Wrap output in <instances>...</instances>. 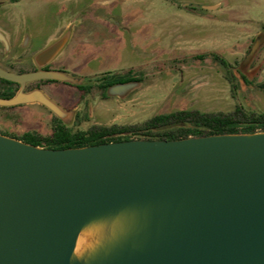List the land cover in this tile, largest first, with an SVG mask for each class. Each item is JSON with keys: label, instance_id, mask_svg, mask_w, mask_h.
Segmentation results:
<instances>
[{"label": "water", "instance_id": "water-1", "mask_svg": "<svg viewBox=\"0 0 264 264\" xmlns=\"http://www.w3.org/2000/svg\"><path fill=\"white\" fill-rule=\"evenodd\" d=\"M70 37L68 30L37 54V71L0 67L1 78L21 85L0 107L39 103L68 123L74 111L25 89L37 80L86 84L42 69ZM0 41L8 51L2 30ZM263 44L264 33L242 67ZM139 83L107 94L124 97ZM120 217L126 232L87 259L74 257L84 227ZM0 264H264V132L64 149L0 133Z\"/></svg>", "mask_w": 264, "mask_h": 264}, {"label": "rangeland", "instance_id": "rangeland-1", "mask_svg": "<svg viewBox=\"0 0 264 264\" xmlns=\"http://www.w3.org/2000/svg\"><path fill=\"white\" fill-rule=\"evenodd\" d=\"M36 1L19 10L46 21V34L61 24L74 25L73 42L54 65L66 66L86 84H96L103 74L132 71L141 78L124 97H104L103 90L94 87L79 100L76 86L46 84L48 93L69 111L79 110L80 116L66 123L71 128L141 125L157 114L182 109L227 113L242 105L247 111L264 112V44L242 67L255 39L264 33V0ZM190 3L200 8L190 9ZM209 53L231 63L234 86L219 62L197 57ZM14 55L5 56L0 45V65L9 66ZM241 72L252 83L245 82ZM53 122V113L36 103L0 107V132L8 135L22 137L31 131L46 136Z\"/></svg>", "mask_w": 264, "mask_h": 264}, {"label": "trees", "instance_id": "trees-1", "mask_svg": "<svg viewBox=\"0 0 264 264\" xmlns=\"http://www.w3.org/2000/svg\"><path fill=\"white\" fill-rule=\"evenodd\" d=\"M211 55L215 61L219 62L230 73L228 74V78L234 86L233 80H236V76L231 72L229 62L217 53ZM129 78L131 77H128L126 74L117 75L114 78V83L104 85L102 88L106 90L115 83L129 82L127 81ZM242 79L247 82L244 76H242ZM2 80L13 84L12 81ZM76 87L87 89L91 86L79 85ZM13 95H15V91L11 90V88L0 92L1 97L8 98ZM256 132H264V112L247 111L242 105H237L234 111L227 113H207L200 110L182 109L170 113L157 114L141 125H100L93 126L87 130L71 128L54 115L53 130L49 135L44 136L30 131L26 132L22 137H16L0 133L35 146L64 149L132 139L175 140L215 134H251Z\"/></svg>", "mask_w": 264, "mask_h": 264}, {"label": "flooded vegetation", "instance_id": "flooded-vegetation-1", "mask_svg": "<svg viewBox=\"0 0 264 264\" xmlns=\"http://www.w3.org/2000/svg\"><path fill=\"white\" fill-rule=\"evenodd\" d=\"M25 1H27V0H0V30H2L5 33L6 37L8 38L10 48L7 51L5 45L1 41H0V45L4 49L5 56H7L8 54H13V53L15 54L14 57H12L11 63L9 66L4 64L5 66L0 65V67H3L9 71H14L17 73H28V72H34V71L39 70L40 69V63L36 60L37 54L69 30L71 32V37H70L69 42L65 46V48L62 50V52L53 61H51L50 63H48L42 67V69H54V70L66 71V66L54 65V63L64 53L67 52L66 49L72 44L73 38H74L73 37L74 29H72L71 26H74V25L72 23H66V24H61L59 26H56V29L58 28L57 35L53 39L49 40L50 33L54 32L56 29L54 31L50 32L49 34H46L45 25H42L43 21H42V19L38 18L36 13L23 12V11L19 10L20 8H22L24 5L27 4V3H25ZM187 7L190 9H194V10L200 8L199 5L195 4V3H190ZM13 13H16V14L18 13V15H19L18 20H14L13 18H11ZM16 21L19 24V29H18L17 33L12 32L9 29V26H13V24H15ZM64 26H67V28L61 32V29ZM40 42H43L42 45L37 47ZM82 42H84V40L79 41L77 46L79 47L80 45H82ZM211 54H213V53L198 54L197 57L200 59H205L208 56L212 57ZM212 59H213V57H212ZM14 64H17L19 67L18 68L14 67ZM229 64L231 65L230 62H229ZM231 68H232V66H231ZM66 72H68V71H66ZM70 74L77 77L76 75H74L72 73H70ZM134 74L135 73L132 71L129 72V74L127 73L126 75H128V77H131L127 81H129V82L132 80L141 81V78L134 75ZM241 75L246 78L247 83H252L251 82L252 80H250L249 76L245 72H241ZM116 76L117 75H114V74H103L101 76H97L98 78L96 77L97 78L96 84L90 83V84L84 85V86H91V87H89L87 89H80L77 87L80 91V94L78 96L79 97L78 100L81 98L87 97V94L90 93L94 87H98V88L103 90L102 86L110 84V83L112 84V82L114 83L115 82L114 78ZM2 79H4V78L0 77V83L2 84L1 86L3 87L2 88L3 90L0 88V92H4L8 88H11V90H14L15 94H16L21 89V85L19 83L13 82V84H9V83L4 82ZM60 82L61 81H56V80H37V81L28 83L26 85L25 90L31 91V90L40 88L47 95H49L54 100H56L45 89V85L46 84L47 85L48 84H59ZM62 83H65V82H62ZM119 83H121V82H119ZM65 84L72 85V86H79V85H74V84H70V83H65ZM115 84H117V83H115ZM108 88L106 90H103L104 97L107 96ZM56 101L58 103H60L58 100H56ZM36 104H39V103H36ZM39 105H41V106L45 107L47 110H49L46 106H44L42 104H39ZM4 108H6V107H4ZM66 109L70 110L68 108H66ZM50 112L53 113L52 111H50ZM53 115H55V114L53 113ZM79 116H80L79 110H77L74 114V120H76Z\"/></svg>", "mask_w": 264, "mask_h": 264}, {"label": "bare ground", "instance_id": "bare-ground-1", "mask_svg": "<svg viewBox=\"0 0 264 264\" xmlns=\"http://www.w3.org/2000/svg\"><path fill=\"white\" fill-rule=\"evenodd\" d=\"M129 223L125 218L102 220L84 227L78 237L74 257L87 259L99 249L107 246L127 231Z\"/></svg>", "mask_w": 264, "mask_h": 264}, {"label": "crops", "instance_id": "crops-1", "mask_svg": "<svg viewBox=\"0 0 264 264\" xmlns=\"http://www.w3.org/2000/svg\"><path fill=\"white\" fill-rule=\"evenodd\" d=\"M36 2H37L36 0H27V1H25V3H27V4H29V3H36ZM58 3L60 4V6L61 5L63 6L64 4L65 5L67 4V3H63V2L61 3L59 1H58ZM18 16H19L18 13L17 14L16 13H13V15L11 16V18H13L14 20H18L19 19ZM42 21H43L42 25H45L46 21H44V20H42ZM17 24L18 23L16 21L15 24H13V26H9L10 31L17 33L18 32V29H19V24L18 25ZM57 33H58V28L54 32L50 33L49 40L53 39L57 35Z\"/></svg>", "mask_w": 264, "mask_h": 264}]
</instances>
